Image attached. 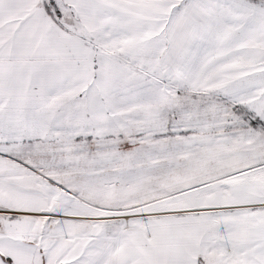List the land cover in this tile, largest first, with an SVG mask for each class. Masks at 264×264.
I'll return each mask as SVG.
<instances>
[{
	"label": "snow or ice",
	"instance_id": "6c2138e0",
	"mask_svg": "<svg viewBox=\"0 0 264 264\" xmlns=\"http://www.w3.org/2000/svg\"><path fill=\"white\" fill-rule=\"evenodd\" d=\"M0 264H264V0H0Z\"/></svg>",
	"mask_w": 264,
	"mask_h": 264
}]
</instances>
